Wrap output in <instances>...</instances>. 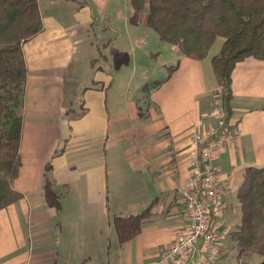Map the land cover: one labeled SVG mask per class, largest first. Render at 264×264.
Segmentation results:
<instances>
[{
    "label": "crops",
    "instance_id": "obj_1",
    "mask_svg": "<svg viewBox=\"0 0 264 264\" xmlns=\"http://www.w3.org/2000/svg\"><path fill=\"white\" fill-rule=\"evenodd\" d=\"M40 9L44 29L24 43L22 163L12 184L22 197L0 209V264H157L186 223L181 187L190 175L193 136L215 119V54L193 59L158 42L151 55L162 62L156 70L152 58L139 67L141 82L156 78L142 89L132 83L136 59L108 43L104 64L92 63L91 78L79 80L80 107L68 114L62 81L68 30ZM133 34L143 46L153 35ZM232 91L230 122L240 135L215 160L227 201L215 223L227 234L214 264H229L239 249L232 232L241 224L237 191L245 168L264 165V60L239 61ZM46 175L61 196L59 210L45 200ZM152 204L141 231L120 243L114 217Z\"/></svg>",
    "mask_w": 264,
    "mask_h": 264
},
{
    "label": "trees",
    "instance_id": "obj_2",
    "mask_svg": "<svg viewBox=\"0 0 264 264\" xmlns=\"http://www.w3.org/2000/svg\"><path fill=\"white\" fill-rule=\"evenodd\" d=\"M130 22L153 28L164 43L186 57L202 60L218 37L224 38L212 57L217 91L231 115L232 73L248 57L264 60V0H128ZM44 29L39 0H0V209L22 197L12 186L22 163L20 145L28 67L24 43ZM47 204L59 210L61 196L46 175ZM241 224L232 232L239 253H258L264 264V165L247 166L237 191ZM114 217L120 243L133 239L151 214Z\"/></svg>",
    "mask_w": 264,
    "mask_h": 264
},
{
    "label": "rangeland",
    "instance_id": "obj_3",
    "mask_svg": "<svg viewBox=\"0 0 264 264\" xmlns=\"http://www.w3.org/2000/svg\"><path fill=\"white\" fill-rule=\"evenodd\" d=\"M39 2L45 15L56 19L58 22L61 21L63 27L68 30V33H63L67 47V65L62 79L64 109L68 114L72 112V109L75 111L80 107L77 100L82 96L85 87L81 86L79 80L83 79V76L91 78L94 72L93 64H104L105 57L102 52L108 43L119 51L125 48L130 62L136 59L138 67L132 76L134 79L132 81L133 86L139 83L143 89L145 86L154 84L155 81L153 80L156 79L154 77L141 82L140 76L143 74L139 67L146 61L152 63V60L153 66H150V69H157L158 60L160 66L162 56L153 58L151 51L159 46L157 44L161 40L153 28L131 24L128 0H39ZM88 20L91 21L87 22ZM140 30H147L153 34L148 40V46L139 45V41L133 39V33ZM130 31L132 34L129 37ZM223 41L224 38L218 37L211 47L210 53L213 55L218 53ZM145 49L149 50L148 56L145 55L144 57ZM123 51L125 52V50ZM134 51H136V58H133L132 52ZM125 58V56H119L117 62L125 61ZM131 67L132 65L128 68V74ZM163 68L169 69L167 66H163ZM129 77L131 76L129 75ZM236 252L229 257V264H260L263 261V256L258 253L240 254L239 249Z\"/></svg>",
    "mask_w": 264,
    "mask_h": 264
},
{
    "label": "built area",
    "instance_id": "obj_4",
    "mask_svg": "<svg viewBox=\"0 0 264 264\" xmlns=\"http://www.w3.org/2000/svg\"><path fill=\"white\" fill-rule=\"evenodd\" d=\"M214 116L212 125L193 136L190 175L181 187L186 223L157 264H214L221 253L227 233L215 221L225 211L227 201L215 160L224 147L236 141L240 131L230 122L219 92Z\"/></svg>",
    "mask_w": 264,
    "mask_h": 264
}]
</instances>
